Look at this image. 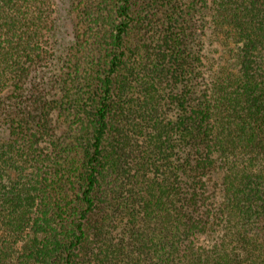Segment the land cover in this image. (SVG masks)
<instances>
[{
	"label": "trees",
	"instance_id": "16d2710c",
	"mask_svg": "<svg viewBox=\"0 0 264 264\" xmlns=\"http://www.w3.org/2000/svg\"><path fill=\"white\" fill-rule=\"evenodd\" d=\"M0 264H264V0H0Z\"/></svg>",
	"mask_w": 264,
	"mask_h": 264
},
{
	"label": "rangeland",
	"instance_id": "374dc122",
	"mask_svg": "<svg viewBox=\"0 0 264 264\" xmlns=\"http://www.w3.org/2000/svg\"><path fill=\"white\" fill-rule=\"evenodd\" d=\"M108 42H109V40L106 39L103 46H107L108 45Z\"/></svg>",
	"mask_w": 264,
	"mask_h": 264
}]
</instances>
